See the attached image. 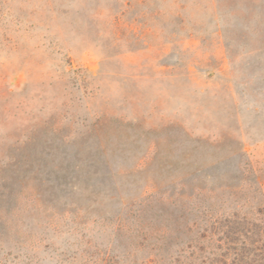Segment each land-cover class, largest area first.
<instances>
[{"label":"rangeland","instance_id":"374dc122","mask_svg":"<svg viewBox=\"0 0 264 264\" xmlns=\"http://www.w3.org/2000/svg\"><path fill=\"white\" fill-rule=\"evenodd\" d=\"M252 221L264 0H0V264H240Z\"/></svg>","mask_w":264,"mask_h":264},{"label":"trees","instance_id":"16d2710c","mask_svg":"<svg viewBox=\"0 0 264 264\" xmlns=\"http://www.w3.org/2000/svg\"><path fill=\"white\" fill-rule=\"evenodd\" d=\"M240 225L245 226L247 230L245 232H240L239 239H237L240 249L236 255L239 258L238 262L240 264L241 262L242 264H264V221H252ZM176 226L180 228L178 222ZM163 228L167 232H169L168 230H170L171 233L173 232L169 223H163ZM204 228V230H207V227ZM226 250H228L227 247ZM225 256H227V254H224L222 258H225ZM225 262L226 261L223 260L221 264H226ZM218 264H220V262H218Z\"/></svg>","mask_w":264,"mask_h":264}]
</instances>
